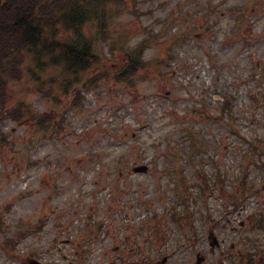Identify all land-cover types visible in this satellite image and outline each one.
<instances>
[{"label": "rangeland", "instance_id": "374dc122", "mask_svg": "<svg viewBox=\"0 0 264 264\" xmlns=\"http://www.w3.org/2000/svg\"><path fill=\"white\" fill-rule=\"evenodd\" d=\"M127 1L134 7L133 0ZM248 3L253 5L245 27L238 30L239 6ZM137 6L149 13L142 19L129 11L122 13L112 25L111 38L127 28L134 44L144 36V26L158 31L168 17L173 18L169 35L184 31L188 35L176 45L168 75L140 82L134 103L127 88L101 81L97 88L84 91L82 106L73 107L69 96L62 95L60 101L56 91L48 96L38 91L50 87L51 78L60 74L58 67L40 71L41 79L24 67L23 79L10 84L14 99L37 112L56 115L63 131L49 134L30 120L2 124L9 142L0 147V211L12 202L8 220L33 223L44 216L49 225L45 237L57 240L66 253L80 245L76 233L86 228L89 218L91 227L102 221L117 241L115 219L131 217L125 221L130 228L137 220L133 217L171 212L180 192V175L170 170L182 158L181 176L196 184L200 179L196 169L202 167L212 189L205 201L199 188L191 187L194 201L189 207L196 236L190 239L191 230L175 226L176 243L185 239L179 242L175 261L193 264L200 251L207 256L206 264L214 260L228 264L226 249L234 247L233 241L243 233L235 226H246L251 218L264 214L263 193L245 195L239 182L245 170L256 188L264 185V153L254 154L250 145L264 147V0H138ZM85 32L97 35L94 26ZM97 47L104 50V60L111 56L106 43ZM159 53L161 46H154L146 55ZM103 69L82 75L80 87ZM225 94L234 96V125L221 113L219 101ZM187 127L208 141L204 164L185 161ZM141 164L149 165V170L135 173L133 168ZM217 173L224 180L219 181ZM236 198L240 203L234 207ZM212 221L218 224L215 232L223 244L211 254ZM244 234L264 242L262 230L246 229Z\"/></svg>", "mask_w": 264, "mask_h": 264}, {"label": "trees", "instance_id": "16d2710c", "mask_svg": "<svg viewBox=\"0 0 264 264\" xmlns=\"http://www.w3.org/2000/svg\"><path fill=\"white\" fill-rule=\"evenodd\" d=\"M108 2L115 4L118 1L6 0L4 3L0 2V103L2 106L8 103L10 97L6 89L5 75L20 79L22 77L20 66L28 60L40 66L43 65L44 60L62 64L66 71H76L80 68L87 70L98 65L101 61L100 56L85 40L81 17L84 9H89L90 14L98 16L101 24L105 25ZM77 11L81 12L80 16ZM62 31L72 34L68 38L73 39L76 45L61 42ZM158 38L159 35H150L134 49H126L121 45L122 67L117 73L120 81L129 82L137 73L142 74L144 78L151 72L150 75H156L157 69L151 71L150 62L145 61L142 56L147 47L158 42ZM81 39L87 44L83 43V45ZM223 110L230 113L232 109L226 103ZM186 135L194 143L193 132L187 130ZM199 148L201 150L203 146Z\"/></svg>", "mask_w": 264, "mask_h": 264}, {"label": "flooded vegetation", "instance_id": "af4514ba", "mask_svg": "<svg viewBox=\"0 0 264 264\" xmlns=\"http://www.w3.org/2000/svg\"><path fill=\"white\" fill-rule=\"evenodd\" d=\"M45 236L37 232L30 237L31 244L21 247L18 244L0 245V264H97L91 251L82 249V244L74 246L75 251L70 259L60 245ZM127 253L125 250L117 256V262L109 261L105 264H129Z\"/></svg>", "mask_w": 264, "mask_h": 264}, {"label": "water", "instance_id": "95a60500", "mask_svg": "<svg viewBox=\"0 0 264 264\" xmlns=\"http://www.w3.org/2000/svg\"><path fill=\"white\" fill-rule=\"evenodd\" d=\"M147 168L145 166H141L136 168L137 171H145Z\"/></svg>", "mask_w": 264, "mask_h": 264}]
</instances>
